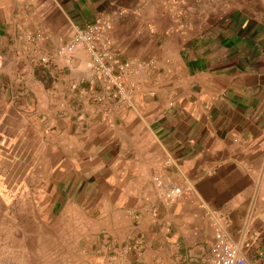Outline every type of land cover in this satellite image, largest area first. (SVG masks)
<instances>
[{"label":"crops","instance_id":"obj_1","mask_svg":"<svg viewBox=\"0 0 264 264\" xmlns=\"http://www.w3.org/2000/svg\"><path fill=\"white\" fill-rule=\"evenodd\" d=\"M140 1L0 0V264H211L217 231L264 264V0ZM119 11L106 113L55 51Z\"/></svg>","mask_w":264,"mask_h":264},{"label":"built area","instance_id":"obj_2","mask_svg":"<svg viewBox=\"0 0 264 264\" xmlns=\"http://www.w3.org/2000/svg\"><path fill=\"white\" fill-rule=\"evenodd\" d=\"M149 0H141L136 12L144 7ZM124 12L119 11L115 15L99 16L92 24L85 25L55 51L59 58L70 57L78 50H84L90 57V70L92 82H97L104 88L106 95L98 97V102H105L115 98L116 101L106 110H113L130 105V95L133 91L127 83L130 72L129 64H119L110 50L108 34L111 31L115 19L122 17ZM39 38V36H38ZM40 63H47V57H41ZM156 187L163 188L159 179H154ZM182 195V190L169 187L164 190L165 204H171ZM211 264H248L240 255L238 249L229 243L225 236L217 231L211 251Z\"/></svg>","mask_w":264,"mask_h":264}]
</instances>
